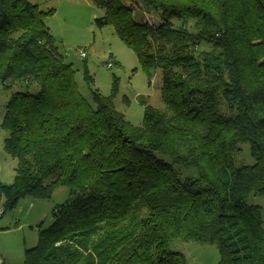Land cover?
Returning <instances> with one entry per match:
<instances>
[{
  "label": "trees",
  "instance_id": "16d2710c",
  "mask_svg": "<svg viewBox=\"0 0 264 264\" xmlns=\"http://www.w3.org/2000/svg\"><path fill=\"white\" fill-rule=\"evenodd\" d=\"M137 56L163 108L140 126L59 53L42 11L0 0V87L26 82L0 121L16 176L0 183L4 213L25 197L70 190L25 264H187L176 239L215 245L218 264H264V0H92ZM248 144L252 165L236 166ZM169 158L173 164L166 162ZM173 165L194 168L182 179Z\"/></svg>",
  "mask_w": 264,
  "mask_h": 264
},
{
  "label": "rangeland",
  "instance_id": "374dc122",
  "mask_svg": "<svg viewBox=\"0 0 264 264\" xmlns=\"http://www.w3.org/2000/svg\"><path fill=\"white\" fill-rule=\"evenodd\" d=\"M39 6L42 11L54 10V14L45 18V24L50 28L59 53L66 62L71 63L76 71V81L81 94L94 106L92 94L85 80V67L94 80L93 87L104 96L113 91L114 76L118 79L119 92L115 97L116 109L123 113L133 125L140 126L144 116L143 103L155 108H163L162 76L157 71L149 83L146 73L135 53L114 33L111 27L99 29L95 20L104 15L92 0H28ZM86 51L87 57L80 55ZM112 61L113 67L107 64ZM38 86L28 87L26 82L11 84V87H0V121L6 112V106L14 93H36ZM9 131L0 129L1 139ZM235 153L236 166L252 165L249 145L242 144ZM7 154V153H6ZM8 155V154H7ZM8 164L0 158L2 181L5 184L12 181L7 178L13 175L12 167L17 166V159L8 155ZM163 159L170 163L169 158ZM2 160V161H1ZM14 166V167H15ZM180 177L198 178L194 168L183 165H173ZM1 172V171H0ZM13 182V181H12ZM11 182V183H12ZM70 190L60 186L47 200H37L33 197L20 199L15 208L4 213L0 219V255L6 264H25V252L37 246L40 231L49 229L53 222L55 209L70 200ZM264 206V200L251 198ZM170 250L181 253L187 264H218L220 252L215 245H203L197 242H185L176 239L170 243Z\"/></svg>",
  "mask_w": 264,
  "mask_h": 264
},
{
  "label": "crops",
  "instance_id": "0c3cea01",
  "mask_svg": "<svg viewBox=\"0 0 264 264\" xmlns=\"http://www.w3.org/2000/svg\"><path fill=\"white\" fill-rule=\"evenodd\" d=\"M8 135L6 137L4 136V138L1 139V143H0V158H2L3 161L7 162V164L9 162V160H8L9 158H8V155L6 154V152L4 150V141L8 137ZM14 166L12 167V165H11V170H12L11 172H13V175H11V176L8 175L7 176V178H9V180H12V181H14V178L16 176V168H17V166H15V167ZM0 171H1L0 172V183H6L5 181H2V178H1V176L3 175L2 170H1V164H0ZM12 181H10L8 183H11ZM0 262H2V264H6V261L2 259L1 255H0Z\"/></svg>",
  "mask_w": 264,
  "mask_h": 264
},
{
  "label": "built area",
  "instance_id": "2783aa9c",
  "mask_svg": "<svg viewBox=\"0 0 264 264\" xmlns=\"http://www.w3.org/2000/svg\"><path fill=\"white\" fill-rule=\"evenodd\" d=\"M80 55H81L83 58H86V57H87V53H86V51H81V52H80ZM107 67H108V68H112V67H113L112 61H110V62L107 64ZM3 215H4V209H3V208H0V219L2 218ZM0 264H2V262H0Z\"/></svg>",
  "mask_w": 264,
  "mask_h": 264
}]
</instances>
